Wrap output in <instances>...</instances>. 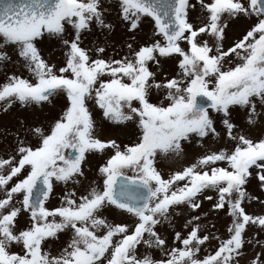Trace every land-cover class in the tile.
<instances>
[{
  "label": "snow or ice",
  "instance_id": "1",
  "mask_svg": "<svg viewBox=\"0 0 264 264\" xmlns=\"http://www.w3.org/2000/svg\"><path fill=\"white\" fill-rule=\"evenodd\" d=\"M0 264H264V0H0Z\"/></svg>",
  "mask_w": 264,
  "mask_h": 264
}]
</instances>
